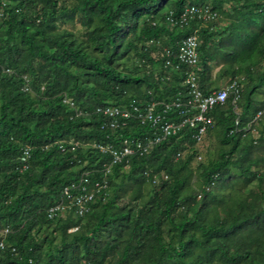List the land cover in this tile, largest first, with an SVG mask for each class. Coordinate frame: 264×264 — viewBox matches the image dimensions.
<instances>
[{"label":"trees","instance_id":"16d2710c","mask_svg":"<svg viewBox=\"0 0 264 264\" xmlns=\"http://www.w3.org/2000/svg\"><path fill=\"white\" fill-rule=\"evenodd\" d=\"M187 4H208L218 21L172 24ZM75 16L81 37L58 26ZM195 29L202 91L219 88L212 62L242 84L237 107L227 100L211 112L205 136L215 129L220 148L199 164L197 187L195 129L185 126L111 165L107 195L84 215L48 217L82 172L102 177L111 156L96 144L152 133L135 120L112 130L99 106L158 109L186 94L187 66L166 50ZM263 108L264 0H0V264H264V111L254 120Z\"/></svg>","mask_w":264,"mask_h":264},{"label":"built area","instance_id":"2783aa9c","mask_svg":"<svg viewBox=\"0 0 264 264\" xmlns=\"http://www.w3.org/2000/svg\"><path fill=\"white\" fill-rule=\"evenodd\" d=\"M172 24H188L191 20L197 19L201 25L208 26L210 23L218 21V13L208 4H187L184 9L176 17L171 15L168 17ZM211 25L210 28H213ZM199 34L198 29L193 33L183 37L174 51L166 50V56H174L177 59L176 67L180 64L187 66L184 77V84L187 87L186 94L179 95L170 102L162 103V107L156 108V103L139 104L132 101L128 105H105L99 106L96 111L105 118V124L112 130L118 127L127 126L132 120L138 121L140 124H147L152 128V133L143 137H124L118 140L116 144H96V147L104 153L111 156L109 164L104 165L102 169V177L100 179L90 178L88 171L82 172L76 180L71 181L63 188L62 201L49 207L48 217L55 216L58 212H72L74 215L82 216L90 208V204L98 195L106 196L108 192L107 175L110 173L111 165L129 162L132 156H142L148 153L154 145L166 140L172 135H176L185 127H193L195 130L192 137L196 144L200 143L204 138L207 130L213 126L214 120L211 116L212 110L219 105H223L227 100L237 107V102L241 98V79H232L227 81L223 86L204 93L198 83L197 70L199 69ZM165 66H172L170 58L165 60ZM24 90H28L27 84ZM264 108L259 110L254 120L261 117ZM176 114L178 120L172 118ZM71 149H74L78 143L70 142ZM61 150L66 147L60 144ZM30 155L29 147H25L21 160L23 161V169L28 165L26 159ZM180 156L178 152L176 158ZM166 179L167 175H163ZM156 178V176H154ZM8 228L4 229L3 234L8 232ZM3 247V241H0Z\"/></svg>","mask_w":264,"mask_h":264},{"label":"rangeland","instance_id":"374dc122","mask_svg":"<svg viewBox=\"0 0 264 264\" xmlns=\"http://www.w3.org/2000/svg\"><path fill=\"white\" fill-rule=\"evenodd\" d=\"M59 28H66L68 30H72L74 31L76 34H78L80 37L82 36V29H81V25H80V21H79V17L75 16L74 19L68 20L66 22H60L58 23ZM221 68V64L220 63H216V62H212L211 63V81L214 87H220L223 86L228 79L225 77H219V70ZM256 98L261 99L262 95L257 94ZM220 148V141H219V137L216 134L215 129H213L210 133H208L204 139L198 143L196 145V154H194L193 156V160L191 162V168L194 172L193 177H192V187H197V169L199 164L208 162L214 158L217 157L218 155V151ZM191 153V150L189 148H186L185 150H183V155H186L187 153ZM257 154H262V150H256L252 155L255 156ZM236 176L237 172L232 169V171L230 172V176ZM118 181V178H117ZM250 188L253 191H257V186L256 183H253ZM151 185H145V189H144V193L147 194V192L149 190H151ZM217 190V187H214V191ZM224 191H230V188H224ZM130 189H125V191L123 192V201L126 200L129 196H130ZM121 200V201H122Z\"/></svg>","mask_w":264,"mask_h":264}]
</instances>
